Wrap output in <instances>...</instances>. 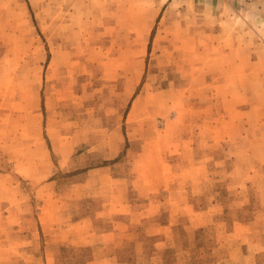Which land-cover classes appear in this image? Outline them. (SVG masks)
I'll return each mask as SVG.
<instances>
[{"label":"rangeland","instance_id":"1","mask_svg":"<svg viewBox=\"0 0 264 264\" xmlns=\"http://www.w3.org/2000/svg\"><path fill=\"white\" fill-rule=\"evenodd\" d=\"M0 264H264V0H0Z\"/></svg>","mask_w":264,"mask_h":264},{"label":"crops","instance_id":"2","mask_svg":"<svg viewBox=\"0 0 264 264\" xmlns=\"http://www.w3.org/2000/svg\"><path fill=\"white\" fill-rule=\"evenodd\" d=\"M143 149H144L143 152H140L139 153L138 158L144 157L145 160H146V162H147V164H149V143L148 142H146V145H145V147ZM169 152H171V151H169ZM177 153L180 154L181 151L178 150ZM138 161H139V159H138ZM129 170L130 171L128 173V181H127L128 185L132 189H137L138 192H143V196L145 198H149V193H148L149 192V173H145L144 176H141V174L138 173V172L134 174L133 173L132 161L129 164ZM154 178H155V180H157L158 186H163L164 185V188L166 189V187H165L166 185L164 184V181L166 179H164L165 177L163 175H160V174H157V175L156 174H152L151 175V178H150L151 181H153ZM162 180H164V181H162ZM161 181H162V183H161L162 185L160 183H158V182H161ZM124 201L125 202H122V201H116V202H114V206L115 207L119 206V208H117V210H115L114 212L122 213L125 210H121L120 208L125 207V206L128 208L130 206V210H131V211H129V213H131L130 215L131 216L138 215L137 208L135 207V204H134L136 202L135 201L134 202H131V200H129V202L128 201L127 202L130 205H127L126 204L127 202H126L125 199H124ZM143 203H145V206L143 207V211H144L145 215L150 214V212H152V211H150V210H152L150 208L152 207V204H154V203H152V201L151 200L149 201L148 199L145 200ZM133 204H134V206H133ZM58 213H59L58 210H56V208L53 207V209H51L50 212H49V216H51V215L58 216ZM160 227H162V226H160ZM157 232H158V228H157Z\"/></svg>","mask_w":264,"mask_h":264}]
</instances>
